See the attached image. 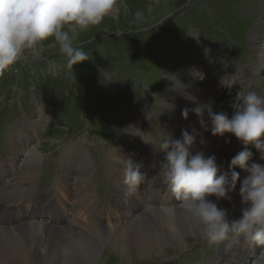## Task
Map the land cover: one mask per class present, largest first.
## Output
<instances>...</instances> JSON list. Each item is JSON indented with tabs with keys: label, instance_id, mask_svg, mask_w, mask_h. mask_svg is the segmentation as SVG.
<instances>
[{
	"label": "rangeland",
	"instance_id": "1",
	"mask_svg": "<svg viewBox=\"0 0 264 264\" xmlns=\"http://www.w3.org/2000/svg\"><path fill=\"white\" fill-rule=\"evenodd\" d=\"M263 24L264 0H120L119 10L114 18H106L102 24L80 33L74 41L89 57L75 65L74 69L66 68V58L59 54L58 46L49 40L45 43L41 59L21 61L0 72V162L5 160V169L19 175L17 172L21 173L23 169L31 167L25 163L30 158L26 157L27 152L32 147L41 149L44 152L42 161L34 168L37 169L38 180L42 174L45 176L37 187L44 190L57 181L67 179L61 165L62 155L64 157L65 153H72L74 158L80 159L79 151L88 149L89 154L87 150L86 154L91 153L97 158V162L88 171L91 175L83 173L80 179L84 178L89 182L91 191L97 198L109 195L111 190L105 187L100 190V196L97 185L102 186L106 179L104 173L110 172L106 159L111 151L118 150L120 153L121 149L127 150L126 146H130L131 150L134 144L132 153L138 162H142L153 148L148 143L145 144L141 136L147 139L148 133V136L152 135L154 138L172 136L174 139H181L175 122L166 116L161 103V94L166 89L165 80L169 76L172 79L175 77L185 88L194 86L206 90L209 97L216 94L218 87L222 88L221 78L245 83L249 90L264 91ZM252 31L258 32L257 40L251 37ZM193 32L198 35H193ZM116 33L123 35L117 36ZM164 52L167 58L164 57ZM224 61L228 62L227 66ZM190 70H193V74ZM241 71H244L243 76L239 75ZM248 71H252V74ZM201 75L203 79H200ZM224 93L226 96L236 95V83L231 87L227 86ZM142 115H145L146 120L141 118ZM148 118L153 123L151 129L146 122ZM189 118L192 121V117ZM120 125L124 131L118 135ZM127 126L136 128L134 131L137 135L126 132ZM143 129L146 133L142 132ZM112 130L114 139L104 133ZM192 153L196 154L194 151ZM160 154L163 158V154ZM118 159L122 160L121 154ZM72 164L75 166L73 162ZM102 172L104 173L100 175L96 185L95 179ZM5 174L11 179L10 173ZM112 174L109 182H113L114 178L123 181V173L113 170ZM73 175L72 172L68 177L73 180ZM5 180L4 178L0 182V187H3ZM6 183L11 184V180ZM15 191L9 196L11 202L17 201L19 196L22 198ZM152 191L159 194L158 190ZM165 191V187H162L161 195L164 196ZM157 198L156 195L150 200ZM160 198L159 201H162ZM128 199L129 201H123L129 208L127 211L121 208L118 210V206L112 205L114 207L110 209V216L113 223L114 220L122 223L135 214L136 209L128 215L137 203L142 210L147 209L140 197ZM73 204L76 206L75 201ZM14 205L12 203L11 207ZM69 205L70 200H67L63 210H67ZM158 207L160 206H153ZM34 208L35 203L32 208V203L27 201L20 207L24 212L29 209L28 215L32 213V216L38 217L33 212ZM55 209L53 205L46 206L45 210H52L46 212L50 221L61 222L52 228L76 229L73 223L70 225L67 222L70 219L64 215L68 213L57 214L54 211H60ZM122 210L127 214L126 217L122 216ZM76 211L77 208L72 215ZM148 212L146 210L143 216ZM52 213L56 215L51 216ZM237 214L229 213L230 217L240 215ZM46 215L44 214L45 218ZM28 220L33 219L29 217ZM105 222L100 224L109 225L107 218ZM4 225L8 223L4 222ZM9 225L12 226L11 221ZM0 229L7 231L5 227ZM18 229L23 231L22 226ZM197 233V236L188 235L185 239L187 245L183 243V246L177 248L171 245L163 252L153 251L147 257L140 256L135 247L129 256L120 257L115 254L110 257L111 253H117L111 249L113 252L101 256L100 263L252 264L253 254L243 243L236 244L223 253L221 249L226 248L220 245L218 250L222 254L217 262L212 261L217 256L216 247L203 241L200 231ZM3 241L0 240V244ZM196 246L203 252L194 251ZM203 255L206 256L205 260L210 261L204 262ZM14 256L25 261L21 264H30L25 258L16 254ZM14 260L1 257V263L5 264H13Z\"/></svg>",
	"mask_w": 264,
	"mask_h": 264
},
{
	"label": "clouds",
	"instance_id": "2",
	"mask_svg": "<svg viewBox=\"0 0 264 264\" xmlns=\"http://www.w3.org/2000/svg\"><path fill=\"white\" fill-rule=\"evenodd\" d=\"M119 6L120 0H0V72L21 61L41 59L49 40L66 58V68L74 69L75 65L89 59L84 49L74 43L78 35L102 24L108 17L114 18ZM193 35L198 34L193 32ZM227 63L224 61L225 66ZM203 78L201 75L200 79ZM173 80V90L183 87L175 77ZM235 82L221 78V84L228 87ZM240 84L241 90L232 103L235 112L231 118L224 111L213 112L211 104L182 111L185 119L189 111L194 112L207 130L203 119L207 108L212 134L232 133L245 146L231 159L228 170L221 171L215 154H193L191 148L196 137L187 130L182 131V139L172 136L141 138L163 154V159L158 162L159 182L179 202L180 208L198 223L208 245H223L230 249L243 243L255 254L252 264H264V164L250 163L251 147L258 150L259 160L264 161V96ZM185 98L196 99L190 94ZM169 107L174 108V105ZM126 129L137 135L133 126ZM156 166L157 163H153L152 167ZM237 167L247 173L242 180L235 170ZM144 168L142 162H133L130 158L125 161L123 184L127 196L136 195L146 182L148 174ZM238 181L240 215L230 217L228 210L219 207L216 201H231V194L237 192ZM213 196L215 201L209 198Z\"/></svg>",
	"mask_w": 264,
	"mask_h": 264
},
{
	"label": "bare ground",
	"instance_id": "3",
	"mask_svg": "<svg viewBox=\"0 0 264 264\" xmlns=\"http://www.w3.org/2000/svg\"><path fill=\"white\" fill-rule=\"evenodd\" d=\"M262 30H264V24L262 25ZM250 34L252 38H256L257 40V37L259 36L257 31H252ZM252 45H255V43H252ZM253 50L255 51L254 47ZM248 72L252 74V71ZM243 73L244 71H241L239 75L243 76ZM175 76L178 75L175 74ZM165 83L166 89L161 94V103L165 114H167L166 116L170 117V119L175 122L179 137L182 139V131L187 130L190 134L196 137L195 143L191 148L192 151L195 153L206 152L207 155L215 154L217 156V162L227 163L229 165L231 159L245 147L239 139L236 138L234 134L227 132L224 136L213 135L211 132V120L208 116L207 108H205L203 116V119L207 124V130L201 126V118L194 112L189 111L187 119H185L182 115V111L185 108L191 110L197 106L208 104H211L213 112L220 113L221 110L211 102L207 104L209 100L207 91L197 89L194 86L190 88H187L188 86L186 88L183 86L180 89L173 90L175 81L170 76L165 80ZM191 83L193 82L191 81ZM210 88L212 87L210 86ZM256 92L264 96V91L256 90ZM186 94H190L196 99H186ZM171 105H174V108H170L169 106ZM189 117H192V121H190ZM141 118L145 120V115H142ZM141 118L139 119L141 120ZM196 127L198 129H196ZM122 131H124V129L120 125L118 127L117 134L120 135ZM142 132L146 133L144 129ZM104 133L110 135L112 139L115 138L113 130L109 133ZM146 135L147 139H155L152 135L148 136V133ZM148 145L151 146L154 151L152 150L151 154L148 153L149 156L147 158H143L142 163L145 165L144 171L148 174L147 183L151 180V173H153V178L150 182L151 186H148L145 182L140 187L148 188V195H152V193L155 192L152 191L155 190L153 187L159 186L161 189L164 187V185L159 182L157 177V173L159 171L158 162L163 158L151 143H148ZM133 146L134 144L131 146V150H129L130 146H126V151H124L125 149H121L119 147L121 149L120 153L118 150L110 152L108 158L106 159L108 161L107 166L110 172L117 170L119 173L121 172L124 174L125 161L128 158H130L133 162H138V159H136L132 153ZM86 150L88 149H81L79 151L78 154L80 159L74 158L72 153H65L64 157L63 155H60L62 161L61 165L65 168V175H67V179L58 183L56 182V185L50 192V196L47 198L49 203L42 207L43 213H46V206L52 207L55 205V208L60 212H54L57 214H63L64 210L60 209L58 205L59 195L62 191H64V189H70V197L68 196V199L72 203L74 201L76 202V206L75 204H73V206L77 207V211L73 215L66 214L64 216H67V219L72 221L71 223L76 226V229L52 228L50 227L52 224L49 220V215L47 216L45 214L46 218L44 214L39 217L32 216V213L28 215L29 209L25 212L21 209L20 210L22 212L11 210V218L10 216H7L6 218L0 217V227H5L7 229V231H1L0 229V240H4L3 243L0 244V264H5L1 263L2 256L9 257V259L14 258L15 260L13 264H21L25 262H23L21 258L16 259L17 257H15L14 254L25 258L30 262V264H101V256L104 257L107 252H113L111 249L114 251L116 250L117 253H111L110 257H114L115 254H118L120 257H126L131 254L134 247L140 256L147 257L151 252L157 250V252H163L165 248L171 245H174V248L183 246V243L187 245L185 239L188 235H196L198 234V231L201 232V228L198 223L191 219L179 205L175 206L172 203H167L162 196H160V199H162L160 202L164 203L163 208H153L154 205L150 204L147 209L149 212L145 217L143 216L145 210H142L137 203V212L131 217H128L122 223L114 220V223L111 221L108 223L109 225L106 226L100 224L103 223V219L100 217L99 213V209L102 208V206L98 205V209L95 208L96 204H100L99 200L97 203L94 199L92 195L93 191H91L88 184L89 182H87L84 178L80 179V176L93 169L95 162H97V158L91 153L90 155H87ZM43 153L44 152L41 149L32 147L27 152L26 156H29L30 158L27 159V162H25L26 166L31 167L23 169L21 173L17 172V174L20 175V179L13 183L10 189L9 185L11 184L7 183L0 189V212L4 210V206L8 207V202L5 199L7 194L10 196L11 190H17L19 195L24 197L19 208L22 206V203H25L26 201L27 203H32V208L34 207L35 199L30 196L31 193L36 190V183L38 182L37 169L34 167L41 163L40 160L43 158ZM119 154L122 155V160L118 159ZM117 159L119 162H117ZM72 162L75 166H73ZM257 162L264 164V161H260L259 158ZM5 163V160L0 162V177L3 173H5V167L3 165ZM153 163H157L155 168L152 167ZM228 165L222 166L221 170H227ZM236 169L238 172L242 171L238 167ZM8 171L11 173L10 170ZM72 172L74 173L73 180L72 177H68V175L70 176ZM246 174L247 173L245 172L243 176ZM5 179H8V177L6 176ZM117 185L122 187L124 190L125 185L123 184V181L118 180ZM123 190L119 192L120 196L117 194L116 197H124ZM238 190L239 189H237V192L231 194L233 197L231 201L223 199L216 201L218 206L227 209L229 213H238L237 215H239L241 204ZM115 191L118 192L117 189H115ZM157 195L161 194L159 193ZM65 196H67V194H65ZM53 198L54 200H52ZM124 198V201H129L128 197L125 196ZM209 198L215 201L214 196ZM148 199L149 197L145 199V195L141 198L144 205L147 207L150 203ZM119 208L120 207L118 206V210ZM56 213H52L51 216L56 215ZM29 217H32L33 220H28ZM16 218H18L19 221H17ZM10 221L12 222V226L9 225ZM4 222L8 223V225H4ZM19 226H22L23 231H19Z\"/></svg>",
	"mask_w": 264,
	"mask_h": 264
}]
</instances>
